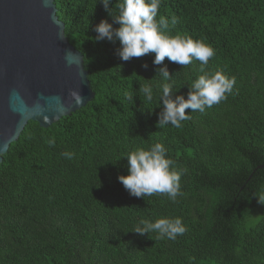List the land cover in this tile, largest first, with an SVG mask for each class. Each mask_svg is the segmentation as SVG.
<instances>
[{
  "label": "trees",
  "instance_id": "16d2710c",
  "mask_svg": "<svg viewBox=\"0 0 264 264\" xmlns=\"http://www.w3.org/2000/svg\"><path fill=\"white\" fill-rule=\"evenodd\" d=\"M95 93L0 163V264H264L263 0H54Z\"/></svg>",
  "mask_w": 264,
  "mask_h": 264
},
{
  "label": "water",
  "instance_id": "95a60500",
  "mask_svg": "<svg viewBox=\"0 0 264 264\" xmlns=\"http://www.w3.org/2000/svg\"><path fill=\"white\" fill-rule=\"evenodd\" d=\"M94 96L54 0H0V163L29 120L49 127Z\"/></svg>",
  "mask_w": 264,
  "mask_h": 264
}]
</instances>
